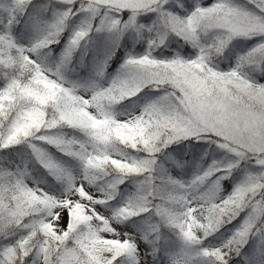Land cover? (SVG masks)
I'll list each match as a JSON object with an SVG mask.
<instances>
[{"label":"snow or ice","instance_id":"1","mask_svg":"<svg viewBox=\"0 0 264 264\" xmlns=\"http://www.w3.org/2000/svg\"><path fill=\"white\" fill-rule=\"evenodd\" d=\"M0 264H264V0H0Z\"/></svg>","mask_w":264,"mask_h":264}]
</instances>
